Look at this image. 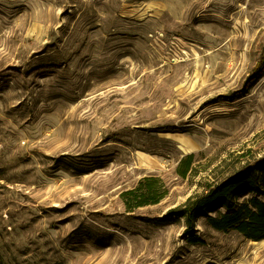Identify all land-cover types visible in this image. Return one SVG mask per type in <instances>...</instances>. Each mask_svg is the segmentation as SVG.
<instances>
[{
  "label": "rangeland",
  "instance_id": "obj_1",
  "mask_svg": "<svg viewBox=\"0 0 264 264\" xmlns=\"http://www.w3.org/2000/svg\"><path fill=\"white\" fill-rule=\"evenodd\" d=\"M263 159L264 0H0V264H264L167 216Z\"/></svg>",
  "mask_w": 264,
  "mask_h": 264
},
{
  "label": "trees",
  "instance_id": "obj_2",
  "mask_svg": "<svg viewBox=\"0 0 264 264\" xmlns=\"http://www.w3.org/2000/svg\"><path fill=\"white\" fill-rule=\"evenodd\" d=\"M194 156L179 165L185 177ZM170 191L162 179L146 176L132 190L120 194L128 213L151 205H159ZM264 159L234 175L209 184L205 193L192 196L186 203L168 212L170 221L185 220L189 244H204L198 235L197 222L206 218V226L218 232H237L248 241H264ZM248 197L243 200V198Z\"/></svg>",
  "mask_w": 264,
  "mask_h": 264
},
{
  "label": "bare ground",
  "instance_id": "obj_3",
  "mask_svg": "<svg viewBox=\"0 0 264 264\" xmlns=\"http://www.w3.org/2000/svg\"><path fill=\"white\" fill-rule=\"evenodd\" d=\"M183 149H185V148H183ZM140 158H141V162L143 163V165H144V167L146 168H150L151 167V162L149 161V158L150 157H148V155L145 153V154H143V153H140Z\"/></svg>",
  "mask_w": 264,
  "mask_h": 264
}]
</instances>
